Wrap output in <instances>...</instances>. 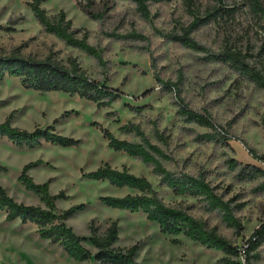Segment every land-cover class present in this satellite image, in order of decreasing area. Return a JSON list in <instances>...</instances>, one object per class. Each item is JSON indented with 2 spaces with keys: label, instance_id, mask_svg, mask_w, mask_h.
Listing matches in <instances>:
<instances>
[{
  "label": "rangeland",
  "instance_id": "rangeland-1",
  "mask_svg": "<svg viewBox=\"0 0 264 264\" xmlns=\"http://www.w3.org/2000/svg\"><path fill=\"white\" fill-rule=\"evenodd\" d=\"M31 1L0 0V55L8 56L18 51L23 57L39 60L52 56L63 65H67L69 59H75L90 77L96 80L109 78L107 85L120 89L123 96L112 108H98L95 103L78 96L27 89L18 78L0 82V123L12 114L11 124L19 129L32 131L36 127L51 126L61 135L80 141L67 148L46 142L29 148L19 147L0 136V164L7 168L6 172H0V187L19 203L43 205L39 196L28 191L18 180L25 165L40 160L43 164L31 169L29 175L37 183L50 182V192L54 195L64 192L65 199L57 201L59 210L86 205L84 211L67 221L79 236L89 239L91 225L98 229V235L104 236L109 226L117 222V246L128 248L139 244L137 260L140 264H221L223 253L207 249L183 235L162 233L142 211L105 206L102 197L137 193L128 188L113 187L107 181L83 177L84 173L108 163L118 170L127 169L148 178L167 204L187 208L209 229H215L236 246L246 245L264 222V176L243 178L239 169L230 167L228 161L236 159L243 165L264 170V160L255 159L243 143L264 156V90L229 65L210 62L204 53L170 42L156 33L154 28L179 30L192 21L183 0H160L153 4L150 21L141 20L131 5L119 0H97L99 8L103 2L111 8L99 22L81 11L80 0L44 3L42 7L51 19L64 11L73 28L81 31L78 37L87 35L89 43L103 50L106 68L46 33L28 5ZM245 1L229 0V4L242 6ZM134 30L146 35V39L116 40L107 38L103 32L128 34ZM193 37L214 50L230 47L253 53V63L262 65V59L256 57L261 38L243 8L235 19L200 26L193 32ZM155 73L165 80H181V95L186 103L193 110L209 114L232 137L230 148L195 142L194 135L206 129L186 124L177 116L174 95L162 92ZM137 108L142 110L137 112ZM153 120H158L161 129H166L170 135L169 149L178 161L177 168L193 174L207 171L212 183L231 201L242 230L229 225L219 213L204 211L197 199L176 196L171 189L161 186L159 179L141 161L111 149L100 129L103 127L118 138L131 140L132 137L120 133L121 125L139 124L152 136L150 121ZM86 245L95 251L89 241ZM255 253L252 264H264V244ZM0 264L100 263L74 261L59 245L40 239L35 224L8 222L6 212L0 211Z\"/></svg>",
  "mask_w": 264,
  "mask_h": 264
},
{
  "label": "trees",
  "instance_id": "trees-1",
  "mask_svg": "<svg viewBox=\"0 0 264 264\" xmlns=\"http://www.w3.org/2000/svg\"><path fill=\"white\" fill-rule=\"evenodd\" d=\"M49 0H32L28 3L37 22L43 30L54 35L67 46L75 48L95 60L98 66L106 68L107 61L103 50L88 42V36L78 37L80 30L73 28V23L67 19L65 12L60 11L51 19L42 5ZM131 5L135 15L141 20L150 21L152 18L151 6L160 0H119ZM192 21L179 30L162 31L154 28L162 38L179 43L185 48L202 52L210 62L223 63L240 72L250 79L257 87L264 90V2L262 0H246L242 6L236 3L229 4V0H183ZM98 7L97 0H80L81 11L93 21H103L106 13L111 10L109 5L102 3ZM246 11L260 35L261 44L256 57L262 59L260 66L253 63V53L235 51L230 47L214 50L197 41L193 32L202 25L218 22L222 19H235L241 9ZM2 28V27H0ZM107 38L116 40H145L146 35L133 31L128 34L103 31ZM151 54V51H149ZM155 58L152 67L155 69ZM162 92L174 95V105L177 116L189 125L206 129L205 132L194 135L195 142L222 144L230 148L229 141L232 137L219 126L207 113L193 110L181 95V80H165L154 74ZM6 78H18L23 87L41 93L62 92L71 96H78L97 105L98 108H112L119 101L123 93L107 85L106 80H96L90 77L75 59H69L63 65L52 56L39 60L23 57L18 51L8 56L0 55V82ZM137 112L141 108L135 109ZM113 115L115 113H109ZM12 114L0 123V136L6 137L19 147L35 148L43 142L72 147L80 141L61 135L49 126L36 127L34 130H22L11 124ZM152 136L135 123L123 124L119 131L133 139H121L110 130L100 127L108 146L118 152L141 161L159 179L161 186L172 190L176 196H190L197 199L207 213H219L231 226L242 230V224L234 214L231 201L227 200L219 188L208 177L207 171L196 174L177 168L178 161L170 152V135L166 129H161L158 120L150 121ZM248 152L257 160H264L255 149L243 142ZM230 167L238 168L243 178L264 176V170L254 165H243L236 159H231ZM38 160L30 162L22 169L19 182L28 190L39 196L43 205H26L19 203L9 196L5 189L0 187V211L6 212L8 222L20 221L23 224H35L38 227L40 239L48 240L59 245L62 250L74 261L84 263L95 260L100 264H140L137 260L139 244L128 248L117 246L119 241V226L113 222L106 230L104 236L98 235V229L91 225V237L79 236L67 221L74 215L85 210V204L73 206L67 210H59L57 201L65 199L64 192L52 194L50 182L37 183L29 175V171L42 165ZM175 167L174 169L172 167ZM7 168L0 164V172ZM83 177L94 181H107L111 186L122 189L128 188L136 191L135 194L126 196H106L101 202L111 209L128 210L131 212L142 211L150 222L157 224L162 233L169 235H183L201 246L219 251L225 256L221 264H252L257 250L264 244V222L255 230L246 242L245 263L240 259L241 250L235 243L209 229L204 222L192 215L187 208L171 206L161 197L148 178L137 176L127 169L118 170L105 163L97 170L84 173ZM264 188V181L262 183ZM241 232V231H240ZM239 232V233H240ZM92 244L95 251L89 249L87 242ZM177 243L178 241H174Z\"/></svg>",
  "mask_w": 264,
  "mask_h": 264
},
{
  "label": "built area",
  "instance_id": "built-area-1",
  "mask_svg": "<svg viewBox=\"0 0 264 264\" xmlns=\"http://www.w3.org/2000/svg\"><path fill=\"white\" fill-rule=\"evenodd\" d=\"M247 245H243L240 247L241 250V255H240V259L242 261V263H245V248Z\"/></svg>",
  "mask_w": 264,
  "mask_h": 264
}]
</instances>
